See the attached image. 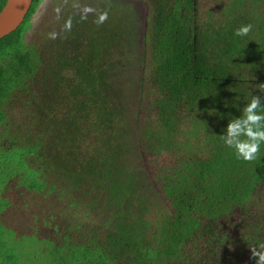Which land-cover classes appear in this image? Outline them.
<instances>
[{
    "label": "trees",
    "instance_id": "1",
    "mask_svg": "<svg viewBox=\"0 0 264 264\" xmlns=\"http://www.w3.org/2000/svg\"><path fill=\"white\" fill-rule=\"evenodd\" d=\"M143 1L141 52L123 3L113 29L71 9L48 32L34 0L0 38V264H255L264 146L220 137L264 104V0Z\"/></svg>",
    "mask_w": 264,
    "mask_h": 264
},
{
    "label": "rangeland",
    "instance_id": "2",
    "mask_svg": "<svg viewBox=\"0 0 264 264\" xmlns=\"http://www.w3.org/2000/svg\"><path fill=\"white\" fill-rule=\"evenodd\" d=\"M121 3H123L130 12H132V16H135L136 18V25H137V31H136V52H141L142 46L144 45V34H145V27H146V21H147V4L143 0H46V4L42 7L43 11L41 14L36 13L35 20L42 21L46 20V30L49 32L54 27L57 26V24L60 27V20L62 18H65V16L68 18L69 13L68 11H71L73 9V12H76L81 17L84 18V24L86 26H91L92 28L96 29V26L100 25L96 23V19L98 15L101 12H107L112 14V11H117V16L122 15V9H121ZM41 8V9H42ZM90 8L93 11L85 13V9ZM40 12V11H39ZM54 12H58L54 14ZM48 13V14H47ZM108 13V14H109ZM110 15H108L107 20L104 21L105 25L110 26L113 29V18H109ZM127 14V13H125ZM130 14V13H129ZM45 15H47V19H45ZM74 18V17H72ZM60 21V22H59ZM103 25V23H102ZM75 56L73 53L71 55ZM137 58L138 56L135 55ZM129 77H131L132 81V89L134 88V84L136 85V73L134 70L129 71L127 73ZM137 86V85H136ZM2 199H0V218L4 220V222L7 224H13V216H11V206L5 207L2 205ZM21 216L18 218H23L24 211L18 212ZM26 215H29V210L25 212ZM10 215V216H9ZM5 216H9V221L5 220ZM18 221H25V220H18ZM26 224H21L18 226L19 229L22 231H25ZM26 238L29 240V234H26ZM26 257H29V249H27L24 253L20 254V259L17 261L18 264H29V259L26 260ZM4 255L2 254L1 262L3 261ZM4 264V263H3Z\"/></svg>",
    "mask_w": 264,
    "mask_h": 264
},
{
    "label": "clouds",
    "instance_id": "3",
    "mask_svg": "<svg viewBox=\"0 0 264 264\" xmlns=\"http://www.w3.org/2000/svg\"><path fill=\"white\" fill-rule=\"evenodd\" d=\"M85 13L93 11L86 8ZM86 18V17H82ZM108 18L107 12H101L97 19V24L104 23ZM64 27L71 29V20L66 21ZM251 23L242 24L233 32L234 37H247L252 31ZM51 38L56 37V33L50 34ZM224 144L233 151L237 160L246 162L259 160L261 148L264 146V104L260 103V96L254 95L243 107L241 116L229 121L226 132L221 135ZM252 257L255 264H264V240H258L255 247H251Z\"/></svg>",
    "mask_w": 264,
    "mask_h": 264
},
{
    "label": "water",
    "instance_id": "4",
    "mask_svg": "<svg viewBox=\"0 0 264 264\" xmlns=\"http://www.w3.org/2000/svg\"><path fill=\"white\" fill-rule=\"evenodd\" d=\"M34 0H7L0 12V38L19 28L25 20Z\"/></svg>",
    "mask_w": 264,
    "mask_h": 264
}]
</instances>
